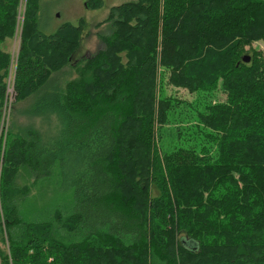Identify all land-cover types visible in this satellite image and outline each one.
Masks as SVG:
<instances>
[{
  "label": "trees",
  "instance_id": "1",
  "mask_svg": "<svg viewBox=\"0 0 264 264\" xmlns=\"http://www.w3.org/2000/svg\"><path fill=\"white\" fill-rule=\"evenodd\" d=\"M20 3L0 0V108L14 95L16 112L46 124L13 118L0 148V243L9 249L0 264H264V54L247 49L264 40V0L123 2L102 21L113 25L99 34L105 48L80 60L84 19L46 34L42 0H27L22 14ZM21 15L12 94L2 46ZM160 62L176 86L226 97L206 102L188 145L161 159L155 137L175 103L157 98ZM66 68L75 76L63 81ZM56 167L74 187L73 208L30 221L20 211L30 187L16 179L24 169L49 178Z\"/></svg>",
  "mask_w": 264,
  "mask_h": 264
},
{
  "label": "rangeland",
  "instance_id": "2",
  "mask_svg": "<svg viewBox=\"0 0 264 264\" xmlns=\"http://www.w3.org/2000/svg\"><path fill=\"white\" fill-rule=\"evenodd\" d=\"M27 0H21L19 5V12L22 14L25 11ZM133 0H104V4L96 9H91L86 6V0H42V6L40 11L41 18V29L44 33H52L63 23L70 22L74 24H79L80 19H84L83 32H82V42L86 45L91 52L83 51L80 49L76 53L75 58L80 60L88 58L95 53L103 50L105 44L100 39L99 34L111 33L113 25L109 23H102L111 10V7L123 2H128ZM20 21H18L16 31L13 36L7 37L3 43V49L10 54V65L8 68V73L6 77L7 85L9 87V92L14 93V83L16 78V71L18 67V57L20 52V47L22 45V31H23V15L20 16ZM77 20V21H76ZM256 49L264 54V40L254 41L252 45L247 46V49ZM186 49V43L184 44V50ZM252 52H248L249 56ZM195 72V71H193ZM171 70L164 68L163 64L160 62L159 75L157 76V98L164 94L167 97H172L174 100V108L168 112V121L165 122L163 127V137L159 138L156 134L155 141L158 146L159 157H164L165 152L172 153L177 148L182 146H187L188 141L185 140L183 136H188L192 130L189 129L190 126H194V116L199 110H203L206 102L213 100L223 101L225 100V93L218 90L215 96H207L206 92L198 89H188L184 87H178L170 82ZM63 81L73 78L75 72L72 69L65 70V73L59 75ZM31 102V101H29ZM16 99L14 95L6 99L5 103L0 108L2 112V119L0 122V148L2 153L5 150L7 137L9 130L11 128L12 119H17V122L21 126L36 125L42 126L46 123L40 117H32L25 112H16L14 107ZM29 103L22 106V110L28 107ZM130 138H136L137 136L132 133L127 134ZM154 141V142H155ZM142 157V155H139ZM163 162V161H162ZM60 168H54V171L49 178H43L38 181L30 175L25 169L21 171L20 176L16 179V184L18 186L24 187V185H29V193L27 198L23 203L20 204V211L22 215L29 219L30 221H46L51 217V212H54L57 207H61L66 211L70 212L75 203L74 187L66 183L63 180V176L60 174ZM165 173V170H163ZM145 175L140 173L137 178L132 182L136 185V180H138V187L146 184L143 179ZM146 177V176H145ZM167 182L168 176H166ZM152 180L147 184V190H152L150 195V201L156 208L155 199L159 197L160 191L156 187L157 181ZM151 221V219H149ZM153 226L156 229L159 227L161 230L160 220L158 218H153ZM8 243L1 242V250L8 249ZM132 264H142L141 261H133Z\"/></svg>",
  "mask_w": 264,
  "mask_h": 264
},
{
  "label": "crops",
  "instance_id": "3",
  "mask_svg": "<svg viewBox=\"0 0 264 264\" xmlns=\"http://www.w3.org/2000/svg\"><path fill=\"white\" fill-rule=\"evenodd\" d=\"M76 21H77V20H76ZM82 43H83L82 46H81V49L83 48V49H82V52L85 51V50L88 51V52H91V50H90L89 48H87L86 45H84V42H82ZM81 49H80V50H81ZM84 49H85V50H84Z\"/></svg>",
  "mask_w": 264,
  "mask_h": 264
},
{
  "label": "water",
  "instance_id": "4",
  "mask_svg": "<svg viewBox=\"0 0 264 264\" xmlns=\"http://www.w3.org/2000/svg\"><path fill=\"white\" fill-rule=\"evenodd\" d=\"M250 59H251V57L247 55V56L245 57V59H244V60H245L246 62H249V61H250Z\"/></svg>",
  "mask_w": 264,
  "mask_h": 264
},
{
  "label": "built area",
  "instance_id": "5",
  "mask_svg": "<svg viewBox=\"0 0 264 264\" xmlns=\"http://www.w3.org/2000/svg\"><path fill=\"white\" fill-rule=\"evenodd\" d=\"M13 94V93H12Z\"/></svg>",
  "mask_w": 264,
  "mask_h": 264
}]
</instances>
